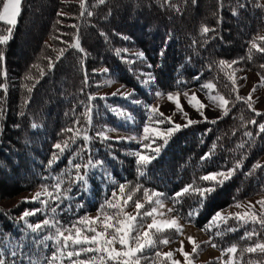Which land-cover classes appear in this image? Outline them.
Segmentation results:
<instances>
[{
    "label": "trees",
    "instance_id": "obj_1",
    "mask_svg": "<svg viewBox=\"0 0 264 264\" xmlns=\"http://www.w3.org/2000/svg\"><path fill=\"white\" fill-rule=\"evenodd\" d=\"M79 3L80 0H22L21 14L12 28L11 38L0 45V52L4 54L0 61V84L6 85V91L0 89V192H6L7 197L33 191L39 185L50 186L52 181L44 179L49 175L64 173L65 179L69 172L75 175L68 162L70 159L73 163L81 162L73 154L83 145L82 140L77 139L52 167L48 161L55 151L53 145L72 136V133L63 135L62 129L73 127L77 118L84 126L85 106L91 103L87 94L94 83L89 81L93 70L100 68L144 101L148 100V93L152 95L155 91H182L197 87L203 81L216 84L220 79L227 80L226 68L221 70L220 61L238 60L239 65L244 63L262 75L260 65L264 64V53L253 49L248 59L249 42L264 29V10L257 0H169L167 4L164 0H104L102 4L99 0H86L88 11L93 13L90 17L81 16ZM58 12L65 15L58 16ZM204 26L214 31L202 34ZM8 27L0 23V35H7ZM56 36L60 39H54ZM77 36L82 53L68 48ZM64 48L67 51L62 59L49 69L48 58L54 61ZM128 49L142 52L146 58L144 63H132L134 58L125 53ZM142 72H151L155 83L142 84ZM178 81L184 83L178 84ZM95 106L101 112L98 123L103 122L102 125L114 130L124 126L109 110L115 107L129 112L135 118L136 125H132L136 128L145 122V110L136 103L117 98L107 102L98 99ZM253 119L257 124L249 123ZM93 121L92 118V124ZM214 121L196 123L176 132L158 158L141 169L143 176L138 174L132 155L139 150L138 144L102 142L94 138L89 145L90 155L93 162L103 161V168L89 173L88 191L72 186L71 199L60 205L56 219L69 224L79 216L98 210L110 191L121 183L131 188L141 185L136 196L143 195L145 188L164 193L162 199L173 208L175 192L189 184L209 187L210 182L201 181V176L226 171L241 162L242 167L212 193L198 216L187 217L190 209L199 207L195 195L184 196L175 205L179 211L173 213L202 231L210 241L206 244L210 247L215 244L212 247L215 250L221 252L235 244L238 251L233 256L234 264H264V254L242 252L264 241V228L259 224L239 225L230 219L220 226L222 236L215 235L216 228L202 230L210 217L229 203L240 202L252 194H264V167L253 169L264 153V133L258 129V124L264 123V115L257 116L244 101L235 99L228 115ZM34 124L37 126L33 127ZM245 132H251L252 136H246ZM157 144L163 145V140L158 139L153 147ZM210 152L211 157L202 161L201 157ZM81 155L87 161L89 153ZM69 205L71 211H68ZM77 205L83 206L77 208ZM37 214L29 217L28 222L35 224L46 218L44 213ZM8 216L0 212V229L10 233L14 243L24 241V253L43 249L46 252L43 246L38 247L32 241L47 235V230L41 236L25 235L23 222ZM227 228L236 231L230 232ZM253 231L258 236L241 239L246 232ZM48 249L47 253H51V247ZM227 257L221 258L225 261Z\"/></svg>",
    "mask_w": 264,
    "mask_h": 264
},
{
    "label": "snow or ice",
    "instance_id": "obj_2",
    "mask_svg": "<svg viewBox=\"0 0 264 264\" xmlns=\"http://www.w3.org/2000/svg\"><path fill=\"white\" fill-rule=\"evenodd\" d=\"M167 4L169 0H164ZM99 3H104V0H99ZM21 4L22 0H0V23L8 25L7 35H0V45L6 44L11 38L12 28L17 24L18 17L21 14ZM79 7L81 9V16L87 15L92 16L93 13L88 11L86 0H80ZM243 7V5H241ZM234 14H236L234 12ZM58 16H63L65 13L58 12ZM75 27V26H73ZM214 29H209L207 26L202 27V34H207ZM54 39L59 40L60 37L56 36ZM261 42H264V36L253 38L250 41L249 56L251 59V52L255 49L257 52L264 53V46H261ZM67 44V42H64ZM195 43V41H194ZM68 48H74L79 52H83L81 48L78 36L73 43L68 45ZM67 48L60 49L58 55H56L55 60L51 57L48 58L49 64L48 68L51 69L55 67V62H58L64 56ZM4 58V54L0 52V61ZM138 59L146 60L144 54L141 52L138 54ZM243 59V58H241ZM240 61H220L219 67L221 70L227 68L231 69L227 73L228 79L231 81L233 91L236 92V101H244L247 107L253 111V101L252 94L256 91L257 87L264 86V75H260V81L257 85H254L252 91L247 97H241L238 94V85L236 72L241 69L233 68V65L238 64ZM151 68V65H148ZM211 67V65L209 66ZM260 68L264 70V64L260 65ZM107 73V69L104 70ZM93 74H97L93 70ZM6 76V72L3 73ZM43 75V72H41ZM141 76L144 77L142 84L153 85L155 83V76L151 72H142ZM194 79H199V77H194ZM241 79H247V77H242ZM87 83V78L85 79ZM111 83V81H107ZM184 83L183 81H178V84ZM102 85H97L101 87ZM0 89L6 91V85L0 84ZM201 89L208 90L209 100L215 104L217 107L223 109V115H228L229 105L232 103L229 99H226L223 95H212L214 90V85L209 82L201 85ZM83 91V89H82ZM134 93L124 94L121 99H130L131 95ZM155 95L159 97L160 92H156ZM169 101L175 103L176 110L179 111L186 119L184 125L173 124L171 117H165L164 113L159 111V108L152 106L150 104H143L141 101H133L138 105H141L145 110V122L142 125V135L139 139L137 136L130 137H118L115 142L117 143H131L135 141L139 145V150L132 153L135 157V163L137 165L138 174L143 176L144 172L141 169L146 168L152 163V161L158 158L162 151V148L167 145L168 140L182 128L190 127L193 124L200 123L201 121H194L187 118V113L184 112L183 106L179 102V92L175 95L169 92ZM187 97L188 104L193 107L204 121H207V117L204 116L203 109L206 107L202 101L198 98L195 92L190 96L187 92L184 93ZM113 97L117 96V93L112 94ZM88 101H94L96 99L107 100L108 97L101 96L97 97L92 94H87ZM92 104L89 103L85 106V111L83 115L85 116V125L81 126L79 118H77L73 127L62 129V134L72 133L69 139L62 142H58L53 145V151L51 159L48 161V166L52 167L56 164L61 157L64 156L65 152L69 151L73 144L76 143L77 139L82 140L84 143L78 148V151L74 153V156L80 158V163H73L69 160V165L72 170L75 171V175L72 176L71 172L68 173V179H65L64 173L60 175H49L45 177V180H51V190H49L48 184L42 185V190L37 191L29 200L25 198L22 202L29 203H39L41 207L34 208L32 210L26 209L21 216L19 221L23 222L25 235L35 234L39 236L40 233L47 230L48 234L44 235L41 239L34 238L32 243L42 245L45 249L49 247L52 248L51 256L46 257V264H64L67 260L68 264H141L142 255L146 250H152L158 247V245H167L170 241L167 238L160 239L158 234H163L165 232H175L177 235L183 234V226L179 224V215L172 217L170 220L158 219L157 217H163L164 212L160 211L163 209V197L164 193L149 190L147 188L143 189V201L141 199H134L136 193L141 190V185H136L131 188L128 184L121 183L118 185V192L112 191L111 197L106 198L105 201L100 205L97 215L95 217H90L87 214L84 216H79L75 220L71 221L69 224H64L60 220L56 219L57 209L66 200H70L71 196L69 193L72 191V186H78L81 191L86 192L89 189L88 176L91 171L99 168H103V161L93 162L90 155V143L95 139H99L102 142H107L111 140V137L107 135V132L113 131L105 127L103 131H98L93 136L88 135L89 129L92 127ZM113 115L121 119L123 124H133L136 125L135 118L131 114L118 110L109 109ZM257 116L264 115V113L256 112ZM168 123L172 126L167 127L166 130L161 129V125ZM216 123V121H212ZM251 124H257L255 119L249 121ZM37 125H33L36 127ZM259 133H264V123L258 124ZM258 133V134H259ZM246 136L251 137V132H245ZM163 140V145H156L157 140ZM243 145H241L242 147ZM215 147V146H214ZM82 153H89L87 161L83 160ZM211 157V152L206 153L201 160H206ZM242 167L241 162H237L232 168L226 171H219L209 173L207 175L201 176L199 179L201 181L210 182L209 187H200L196 184H189L182 188L180 191L175 192L172 196L174 202V207L167 209L168 213L179 210L175 207L179 204L184 196L195 195L198 197L196 203L199 205L197 208H192L188 211V219H192L199 215L202 211L208 198L216 191L218 187H223V185L229 181L235 173ZM264 167L257 163L253 166L255 168ZM83 169V173H81ZM110 182L116 185V181L109 177ZM67 184V187L64 185ZM259 204L260 209L257 211L256 206L249 202L246 206L237 202L234 206L237 208H246L245 211L229 213L227 215L222 214L221 211H216L209 219L208 223L204 226L206 231H211L216 228L217 231L215 235L222 236L223 232L220 231V226L222 224L226 225L230 219L237 221L240 224H259L261 228H264V198H261L256 202ZM55 204V207H50V205ZM134 204L135 214L127 212L125 209L130 205ZM146 205L150 206L146 208ZM83 205H77V208ZM68 211H71V206L69 205ZM37 213H44L46 218L39 223H29L28 218L35 216ZM150 223H146L148 220ZM227 231H236L234 228H227ZM254 236H258V233L246 232L241 239L251 240ZM189 243L192 244V252H185L183 249V241H181V247L176 251H179L183 256V264H193L192 257L198 253L200 245L195 241L193 237H188ZM207 241L205 243H209ZM119 245V248L116 247ZM24 242L19 243H9L4 247H0V264H23V258L26 254L23 252ZM212 247H216L212 244ZM238 249L235 244L222 249L221 257L228 255L229 258L224 264H234L233 256L237 253ZM242 252L247 253H260L264 254V241H259L253 246L247 247L242 250ZM85 257L81 259V257ZM156 258L159 260V264H181V261L174 259V252H164L161 253L156 251ZM28 264H40L39 261H34L28 257Z\"/></svg>",
    "mask_w": 264,
    "mask_h": 264
},
{
    "label": "rangeland",
    "instance_id": "obj_3",
    "mask_svg": "<svg viewBox=\"0 0 264 264\" xmlns=\"http://www.w3.org/2000/svg\"><path fill=\"white\" fill-rule=\"evenodd\" d=\"M257 3L259 5V7L262 10H264V0H257ZM262 36H264V29L258 31L254 35V38H258V37H262ZM249 44H250V42H249ZM261 46H264V42H261ZM125 53L128 54L129 57L134 58V61L132 63L142 64L143 60L138 59V54L141 53L140 51H138L136 49H131V50L128 49V50H126ZM226 62L230 63V61H226ZM143 63H144V61H143ZM244 65H245L244 63L242 65L238 64V67H236V64L233 65V68L241 69L240 71L236 72L238 94L241 97H247L248 96V94L252 91L253 86L257 85L259 83L260 75H261L258 71L253 70L251 68H248ZM230 71H231V69L226 68V74ZM95 72L97 74H92V76H91L93 78V80L91 77H90L91 80L88 79L89 81H94V83H92L90 85V93L92 95L97 96V97L106 96V97H108L107 100L117 98V99H119V101L126 100L130 103H133V101H136L139 99L138 101H141L143 104H150L152 106L158 107L159 111L163 112L165 117H171V121L173 124L184 125L186 123L185 117L179 111L176 110L175 103L169 101L168 95H167L169 92L157 91V92L161 93V95L159 97H157L155 95L156 91L152 95L148 93L147 94L148 100L144 101V99L141 98L138 95V93H135L134 90H131L130 88L125 87V86L117 83L113 79L109 78L108 75H105L100 68H98V70ZM262 75H264V70H262ZM242 77H247V79H241ZM107 81H111V83L109 84V83H107ZM209 82H211V81H203L197 87L185 89L182 91H170L171 93H173V95H175L177 92H179V94H180L179 95V102L183 106L184 112L187 113V118L192 119L194 121L210 122V121L221 119L223 116H225V115H223V109H221L220 107H217L215 104H213L209 100L208 90L201 89V85H203L205 83H209ZM211 83L214 85V90L212 91L211 94L212 95H217V94L223 95L226 99H229L232 102L228 106L230 108L234 104V100H235L237 93L233 91L234 86L232 85L231 81L228 79V76H227V80L220 79L216 82V84L214 82H211ZM98 84L102 85V86L97 87ZM185 92H187L189 96L193 92H195L196 95L198 96V98L200 99V101H202L204 103V105H206V107L203 109V112H204V116L207 117V121H204L202 119V117L200 116L199 112H197L193 107H191L188 104L187 97L184 95ZM113 93H117V96L113 97L112 96ZM129 93H134L133 95H131L130 99H121L120 98L122 95L129 94ZM107 100H101V101L107 102ZM252 101H253V108L255 109V111H253L251 109H249V110L252 112H255V113L256 112L264 113V86L257 87L256 91L252 94ZM97 103H98V99L94 100V102L91 101L92 107L94 109L93 113H92V118L94 119V121L92 124V128L89 129L88 133H90L92 136L96 132L103 131L104 128L107 127L105 125H102L103 122H100V124L98 123V115L100 116L101 112L98 110V106H95ZM246 106H247V104H246ZM110 108H112V107H110ZM115 109H118L121 111L125 110L124 108L122 109L121 107L120 108L115 107ZM118 121H122V120L118 119ZM123 125L124 126L122 129L120 128L118 130L116 129V130L107 132V135L109 137H111V140L116 141L118 137H130V136H134V135L137 136V139H139L140 135H142L143 123H141V125H139L137 128L135 126H133L132 124L128 125L129 127H127V128H126L127 124H123ZM84 126H86L85 122H84ZM170 126H172V125L165 123V124L161 125L160 127L162 130H166L167 127H170ZM63 135L70 136V133L65 132V133H63ZM123 144L136 145L137 143L135 141H133L131 143L124 142ZM257 163L264 164V153L258 157L256 164ZM50 189H51V184L49 186V190ZM41 190H42V186L39 185L33 191H23L22 193H19L17 195L11 196V197H7L6 192H0V212L5 213V215H7V216L9 213L10 216H8V217H11L14 220H19V217L25 211L24 210L25 208L28 207L29 208V209L27 208L28 210H32L34 208L41 207V205L38 202L37 203L22 202L25 200V198H29V200H30L31 197L37 191H41ZM112 191H114V190H112ZM112 191H110L108 198L111 197ZM115 191L118 192V188H116ZM135 197H136V199H141V201H143V195L138 194ZM135 197H134V199H135ZM261 198H264V194L256 193V194H252V195L242 199L240 201V203L246 206L249 202H251L252 204H254L256 206L257 211H259L260 206L256 202L258 200H260ZM236 203L237 202L229 203L228 205H226L225 207H223L222 209H220L218 211H221L222 214L227 215L229 213L242 212V211L246 210V208L235 207L234 205ZM163 204H164V207H163V209H160V211L164 212V216L163 217H157L158 219L170 220L172 217L176 216L173 212L172 213L167 212V209L171 208V206L168 202L163 200ZM148 207H150V206L146 205V208H148ZM21 208L24 211L21 212L20 211ZM125 210L129 213L135 214L134 204H130ZM97 211L98 210H93V211H90L86 214L90 217H95L97 215ZM86 214H84V215H86ZM84 215H82V216H84ZM38 217H39V214H37L36 218H38ZM150 222H151V220L149 219L146 223H150ZM179 224L183 226V234L177 235L175 232H165L163 234H158L160 239L167 238L170 241V243L167 245H158L157 248L152 249V250H146L142 255L141 264H159V260L156 258L155 253H154V251H156L157 249L161 253L173 251L174 252V259L181 261V264H183L184 258L181 255V253L179 251H176V250L181 247L180 242L183 241L184 251L188 252V253L192 252V244L189 243L188 237H193L195 239V241L200 245L198 253L192 257L193 264H224V262L228 260L229 256L224 261V259L221 258V252L215 250L214 248L210 247L209 245H207L205 243V242H207V237L203 234L202 231H200L197 228H194L193 226H191L187 223H184L180 219H179ZM238 224L244 225V224H240V223H238ZM251 225H253V224H251ZM42 233H44V232H42ZM42 233H40L39 236H41ZM43 236H41V238ZM9 243L15 244L14 238L10 237V233L7 234L6 232H4L0 229V247H4L5 245H7ZM37 246L41 247L42 245L37 244ZM116 247L119 248V245H116ZM43 250H41V252H39L38 250H35L34 252H30L27 250L25 252L26 257L23 258V262L28 264V257H30L34 261H39L40 264H46V258H44V257H50L51 253H47V251L49 249H46V252H44ZM50 250L52 251V248ZM18 264H20V263L18 262ZM64 264H68L67 260L64 262Z\"/></svg>",
    "mask_w": 264,
    "mask_h": 264
}]
</instances>
